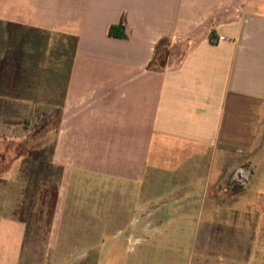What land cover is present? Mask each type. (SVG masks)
<instances>
[{
  "label": "crops",
  "instance_id": "crops-1",
  "mask_svg": "<svg viewBox=\"0 0 264 264\" xmlns=\"http://www.w3.org/2000/svg\"><path fill=\"white\" fill-rule=\"evenodd\" d=\"M31 124L17 148L58 171L43 264H242L203 207L264 135V0H0V264H28Z\"/></svg>",
  "mask_w": 264,
  "mask_h": 264
},
{
  "label": "rangeland",
  "instance_id": "rangeland-1",
  "mask_svg": "<svg viewBox=\"0 0 264 264\" xmlns=\"http://www.w3.org/2000/svg\"><path fill=\"white\" fill-rule=\"evenodd\" d=\"M162 56L161 52L155 58L154 66L162 65ZM34 129L32 124L25 126L9 132L8 138L12 142L9 148L16 149V153L21 150L26 156L18 168L25 189L22 204L16 211L27 227L23 261L43 264L47 259L46 240L54 208L58 171L49 164L47 149L37 148L32 143L26 144L25 148L24 145L17 148L20 138L29 136ZM14 157L15 152L9 158L3 157L0 165L3 163V168L13 166ZM207 198L203 214L220 215L227 222L202 224V231L222 232L227 237L231 236V239H227V248H232L228 257L233 261L264 264V135L247 150H232L226 159L224 172L208 189ZM206 241L212 244L216 240Z\"/></svg>",
  "mask_w": 264,
  "mask_h": 264
},
{
  "label": "trees",
  "instance_id": "trees-1",
  "mask_svg": "<svg viewBox=\"0 0 264 264\" xmlns=\"http://www.w3.org/2000/svg\"><path fill=\"white\" fill-rule=\"evenodd\" d=\"M119 26V25H118ZM117 26H115V25H111L110 26V28H109V33L110 34H115V28H116ZM120 35H123V33H121ZM22 204V203H21ZM21 218V217H20ZM22 219V218H21Z\"/></svg>",
  "mask_w": 264,
  "mask_h": 264
}]
</instances>
